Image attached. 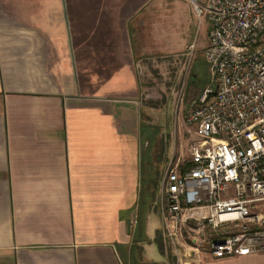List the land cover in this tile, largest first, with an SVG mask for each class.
Segmentation results:
<instances>
[{"label": "crops", "instance_id": "1", "mask_svg": "<svg viewBox=\"0 0 264 264\" xmlns=\"http://www.w3.org/2000/svg\"><path fill=\"white\" fill-rule=\"evenodd\" d=\"M159 3L0 0V264H173L158 204L139 225L132 23Z\"/></svg>", "mask_w": 264, "mask_h": 264}, {"label": "built area", "instance_id": "2", "mask_svg": "<svg viewBox=\"0 0 264 264\" xmlns=\"http://www.w3.org/2000/svg\"><path fill=\"white\" fill-rule=\"evenodd\" d=\"M188 1L210 23V83L186 117L198 139L157 196L173 264L264 253V0Z\"/></svg>", "mask_w": 264, "mask_h": 264}, {"label": "rangeland", "instance_id": "3", "mask_svg": "<svg viewBox=\"0 0 264 264\" xmlns=\"http://www.w3.org/2000/svg\"><path fill=\"white\" fill-rule=\"evenodd\" d=\"M132 28L142 133L141 191L154 192L150 208L158 215L157 196L168 163L186 161L190 143L198 139L186 117L192 101L210 83L208 67H196L200 62L207 65L210 23L206 17L200 20L187 0H160L142 11ZM152 247V259L164 262L158 245Z\"/></svg>", "mask_w": 264, "mask_h": 264}, {"label": "trees", "instance_id": "4", "mask_svg": "<svg viewBox=\"0 0 264 264\" xmlns=\"http://www.w3.org/2000/svg\"><path fill=\"white\" fill-rule=\"evenodd\" d=\"M204 65L206 67H208V64L206 65V64H204L202 62H200V64L197 63L196 67L199 69V68L204 67ZM196 72H195V74H196ZM153 199H154V192L150 193L149 195H147L146 192H142L141 193V198H140V203H139V205H140V214H139V225H140V228H141L142 224H144V222L146 221L145 216L147 214V211L150 209V203L152 202ZM134 264H140V263L135 260Z\"/></svg>", "mask_w": 264, "mask_h": 264}]
</instances>
